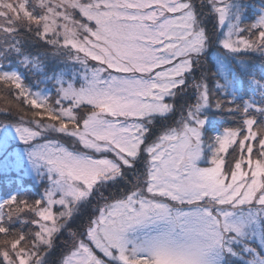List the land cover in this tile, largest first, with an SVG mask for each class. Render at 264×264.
Masks as SVG:
<instances>
[{
  "label": "snow or ice",
  "instance_id": "obj_1",
  "mask_svg": "<svg viewBox=\"0 0 264 264\" xmlns=\"http://www.w3.org/2000/svg\"><path fill=\"white\" fill-rule=\"evenodd\" d=\"M0 264H264V0H0Z\"/></svg>",
  "mask_w": 264,
  "mask_h": 264
},
{
  "label": "trees",
  "instance_id": "obj_2",
  "mask_svg": "<svg viewBox=\"0 0 264 264\" xmlns=\"http://www.w3.org/2000/svg\"><path fill=\"white\" fill-rule=\"evenodd\" d=\"M0 107H3V101L2 100H0ZM2 119H4V117L0 116V120H2Z\"/></svg>",
  "mask_w": 264,
  "mask_h": 264
}]
</instances>
